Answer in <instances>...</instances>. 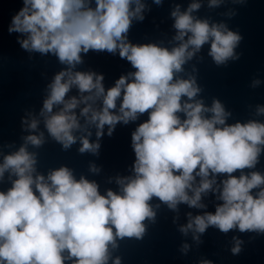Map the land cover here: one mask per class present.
Instances as JSON below:
<instances>
[{"label":"clouds","instance_id":"clouds-1","mask_svg":"<svg viewBox=\"0 0 264 264\" xmlns=\"http://www.w3.org/2000/svg\"><path fill=\"white\" fill-rule=\"evenodd\" d=\"M155 2L159 4L160 0ZM22 3L11 17L8 32L26 35L18 39L24 50L51 52L69 66V70L55 76L42 110V114L53 113L54 105H63L59 112L46 115L45 126L64 149L76 142L73 130L80 125L72 110L80 103L85 104L80 114L96 125L97 137L103 134L105 125L111 135L118 122L127 124L146 112L148 119L132 133L135 178H126L127 183L125 179L118 180L122 194L109 190L101 195L95 182L83 177L76 180L72 171L63 166L51 171L47 178L33 177L36 156L25 146L5 156L0 178L10 170L17 179L7 192L0 191V264H107L109 245L116 248V238H142V222L155 217L148 203L153 197L170 209H176L179 203L203 208L201 194L212 189L215 174H228L219 196L223 203L216 207L215 214L191 217L189 213V222L180 231L203 234L209 226H215L223 233L234 228L264 233V176L257 172L232 175L257 163L259 145H264V123L226 125L228 114L218 100L211 108L198 100L181 102L182 96L192 101L200 91L194 78L174 80V72L182 71V65L207 42L211 44L209 55L217 65L238 58L234 54L242 39L238 33L223 24L210 26L206 20H194L190 13L200 5L193 3L187 12L181 13L179 8L172 12L175 39L181 43L169 51L155 44L126 42L132 18L143 19L145 5L140 0H95V7L89 0ZM133 3L134 9L130 7ZM218 3L219 0H210V5ZM117 49L119 56L137 69L129 73L131 80L121 76L114 87L105 91L103 75L71 71L82 62L81 52L114 54ZM72 86L79 89L80 100H65ZM101 97L99 110L88 103ZM120 97L119 114H115L110 110L116 108ZM181 112L183 120L177 115ZM207 112L212 113L210 118L205 117ZM258 112L264 113V107ZM37 123L33 120L29 127L36 129ZM42 136L43 133L30 135L26 142L40 147ZM81 144V153L99 149L98 143H90L87 138H81ZM196 177L201 180L194 187ZM257 188L260 190L253 195L252 190ZM240 243L237 241L231 249L233 254L240 253ZM113 264H121L120 258Z\"/></svg>","mask_w":264,"mask_h":264},{"label":"water","instance_id":"water-1","mask_svg":"<svg viewBox=\"0 0 264 264\" xmlns=\"http://www.w3.org/2000/svg\"><path fill=\"white\" fill-rule=\"evenodd\" d=\"M140 2L145 5L141 13L143 19L132 18L126 34V42L133 45L155 44L169 51L178 47L181 42L175 39L177 30L172 12L177 8L181 13L187 12L193 3L200 5L190 13L194 20H206L210 26L223 24L227 30L238 33L242 37L234 48L238 58L217 65L209 55L211 44L207 42L182 65V71L174 72V80L194 78L200 91L192 101L182 96L181 102L198 100L206 108H211L214 100H218L228 114L226 125L250 121L264 123V113L258 112V108L264 107V0H219L217 5H210V0H160L159 4L155 0ZM89 4L95 7V0H89ZM22 6V0H0V164L5 156L25 146L29 153L36 156L33 177L43 175L47 178L51 171L63 166L72 171L76 180L83 177L95 182L101 195H106L109 190L122 194V185L118 180L125 179L127 183V179L135 178L136 156L132 133L148 119V113L138 114L135 121L130 120L127 124L118 122L111 135H108L109 126L105 125L103 134L97 137L96 125L88 123L80 114L85 106L80 103L72 110L80 125L73 130L76 142L64 149L45 126L46 115L59 112L63 105H54L53 113L42 114V110L55 76L69 70V66L61 63L58 56L51 52L42 54L24 50L18 39H25L26 35L8 32L11 17ZM135 6L133 3L130 7L134 9ZM187 38L185 36V41ZM189 50H192L191 46ZM80 55L82 62L72 67L71 71L103 75L105 91L114 87L121 76H128L131 80L129 73L137 71L127 59L119 56L118 49L114 54L89 50ZM73 97L77 100L81 98L76 86H72L65 100ZM121 100L122 97L118 98L116 108L110 111L119 114ZM88 103L99 110L102 97L94 103ZM177 115L182 120L185 118L182 112ZM204 115L210 118L212 113ZM33 120L38 122L36 129L29 127ZM41 133L44 142L40 147L26 142L28 136H40ZM81 138H87L93 144L98 143L99 149L95 153H81ZM259 147L261 152L255 166L237 170L232 175L239 177L243 173L250 176L257 172L264 176V145ZM93 168L96 170L93 171ZM212 178L210 175L209 179ZM227 178L228 174H215L216 183L212 189L201 194L203 208L179 203L176 209H170L159 198L153 197L148 203L155 217L154 220L146 218L142 222L145 226L142 238H116L117 247L109 245L110 258L107 264H113L116 258H120L121 264H204L205 261L211 264H264V233L240 232L238 228L223 233L215 226H209L203 234L193 230H188L187 234L180 231L189 222V213L191 217L215 214L216 207L223 203L219 196L222 182ZM16 179L10 170L6 171L0 178V191L7 192ZM200 180V177H196L194 187L199 186ZM259 190L253 189L252 194L255 195ZM188 194L193 195L191 191ZM196 236L198 240L194 238ZM237 241L241 242V251L233 254L231 249ZM184 245H188L187 249ZM65 264L71 262L66 261Z\"/></svg>","mask_w":264,"mask_h":264}]
</instances>
